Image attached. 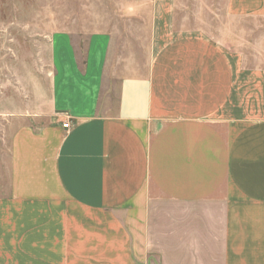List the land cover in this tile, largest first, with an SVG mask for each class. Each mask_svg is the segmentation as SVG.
<instances>
[{
	"label": "crops",
	"instance_id": "crops-1",
	"mask_svg": "<svg viewBox=\"0 0 264 264\" xmlns=\"http://www.w3.org/2000/svg\"><path fill=\"white\" fill-rule=\"evenodd\" d=\"M227 10L264 18V0ZM109 42L93 35L81 61L67 32L49 37L47 120L11 136L0 264H264V66L174 32L161 0L145 72L103 114Z\"/></svg>",
	"mask_w": 264,
	"mask_h": 264
},
{
	"label": "rangeland",
	"instance_id": "rangeland-1",
	"mask_svg": "<svg viewBox=\"0 0 264 264\" xmlns=\"http://www.w3.org/2000/svg\"><path fill=\"white\" fill-rule=\"evenodd\" d=\"M174 32L201 33L264 66V18L236 17L228 0H164ZM161 0H0V193L8 188L14 129L47 120L53 69L49 37L69 34L85 60L93 35L110 38L98 111H115L120 80L145 72L152 14ZM108 111V112H107Z\"/></svg>",
	"mask_w": 264,
	"mask_h": 264
},
{
	"label": "built area",
	"instance_id": "built-area-1",
	"mask_svg": "<svg viewBox=\"0 0 264 264\" xmlns=\"http://www.w3.org/2000/svg\"><path fill=\"white\" fill-rule=\"evenodd\" d=\"M69 122H70V120L66 119L64 122H62V127L68 128L69 127Z\"/></svg>",
	"mask_w": 264,
	"mask_h": 264
}]
</instances>
